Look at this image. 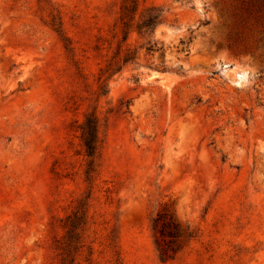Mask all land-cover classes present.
<instances>
[{
  "label": "rangeland",
  "instance_id": "1",
  "mask_svg": "<svg viewBox=\"0 0 264 264\" xmlns=\"http://www.w3.org/2000/svg\"><path fill=\"white\" fill-rule=\"evenodd\" d=\"M122 6L0 0V264H264V0Z\"/></svg>",
  "mask_w": 264,
  "mask_h": 264
},
{
  "label": "trees",
  "instance_id": "2",
  "mask_svg": "<svg viewBox=\"0 0 264 264\" xmlns=\"http://www.w3.org/2000/svg\"><path fill=\"white\" fill-rule=\"evenodd\" d=\"M137 9V0H123L122 6V16L120 20L122 21L123 27V40H125L131 30L135 31L137 35L141 38H148V40L143 44L145 45V50L147 52L157 51L160 48H157L156 45L152 42L151 38L154 33L155 28L162 23L163 19V11L156 6H148L146 7L142 13L139 14L138 20L132 25V21L134 19V15ZM132 52L129 50L125 53L124 57L121 60V63L124 65L132 60ZM98 129V119L94 113H90L85 116L83 122L79 126L80 130V138L82 142V147L84 150L85 156L89 159L88 166L89 168L92 166L95 157L98 154L99 142L97 136ZM164 216L162 214H157L156 217L152 221L153 228L155 229L159 222L161 223V227L158 230L160 240L162 244H160L157 239L155 240L156 246L159 249V257L164 259L168 256V250H171L172 253L176 251V239L181 236V233L178 231L177 226L173 225V231L167 232L165 231V222L163 221ZM82 223V217H78L75 222L71 223V229H75L78 225ZM194 232L189 230L186 227L185 237L187 239L193 238ZM169 240L165 242V239Z\"/></svg>",
  "mask_w": 264,
  "mask_h": 264
}]
</instances>
